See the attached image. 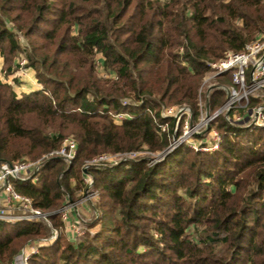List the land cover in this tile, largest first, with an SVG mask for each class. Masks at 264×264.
<instances>
[{
	"label": "trees",
	"instance_id": "obj_1",
	"mask_svg": "<svg viewBox=\"0 0 264 264\" xmlns=\"http://www.w3.org/2000/svg\"><path fill=\"white\" fill-rule=\"evenodd\" d=\"M262 31L264 0H0L5 69L14 72L24 52L43 86L20 96L0 79V160L38 157L72 134V163L53 157L39 181L15 182L36 207L57 209L72 181L80 186L87 159L165 149L159 124L173 120L161 109L185 103L198 115L208 63ZM99 53L117 78L100 76ZM121 112L131 118L117 123L111 113ZM212 127L222 134L215 151L183 144L153 165L141 155L89 166L101 190L100 231L71 240L53 214L60 235L31 264H264V128L225 116ZM47 230L0 221V264Z\"/></svg>",
	"mask_w": 264,
	"mask_h": 264
},
{
	"label": "built area",
	"instance_id": "obj_2",
	"mask_svg": "<svg viewBox=\"0 0 264 264\" xmlns=\"http://www.w3.org/2000/svg\"><path fill=\"white\" fill-rule=\"evenodd\" d=\"M19 34L17 32L18 38ZM103 59L104 57L100 56L97 64L102 66ZM15 63L19 66L17 73L23 77L27 76L28 59L24 52L18 55ZM208 66L209 70L199 88V114L195 115L193 109L185 103L164 106L160 111L161 116L173 120L172 126L169 122L159 124L161 132L169 136V145L165 149L157 152H151L148 149L104 152L87 159L82 177L88 188L84 197L78 201H74L70 195L66 194L61 207L42 210L34 205L32 197L20 192L15 185L16 181H39L40 167L47 159L59 157L72 163L78 150L77 140L73 136L65 137L60 147L36 160H0V221L11 223L42 221L48 224V230H50L49 236L29 242L9 264H31L32 256L38 254L41 247L51 244L58 238V229L50 224V217L53 214L60 215L66 225L69 239L76 240L85 233L81 219V213H84L83 205L98 195V191L94 189V178L87 172L89 166L117 164L141 155H153L148 156L149 165H153L183 144L195 150L215 151L220 147L222 134L216 127H212V123L217 121L221 114H225L227 121L233 125L264 128V31L259 32L239 51L228 48L222 57L210 61ZM0 73L3 81L13 83L10 79L12 75H7L3 67L2 56H0ZM102 75L117 78L116 74L105 70H102ZM226 76L229 81L218 85L216 80ZM215 90L224 91V97L227 95V98L218 110L212 112L210 105ZM126 103L125 100L124 104ZM111 114L117 123L131 118L124 112ZM207 133L211 136L208 144L205 140L199 143L194 141V138L206 137Z\"/></svg>",
	"mask_w": 264,
	"mask_h": 264
},
{
	"label": "rangeland",
	"instance_id": "obj_3",
	"mask_svg": "<svg viewBox=\"0 0 264 264\" xmlns=\"http://www.w3.org/2000/svg\"><path fill=\"white\" fill-rule=\"evenodd\" d=\"M11 22V21H10ZM9 22V23H10ZM20 34H19V40L22 42V44L23 45H27V47H28V45H29V43H28V39L24 36V34H22L21 32H19ZM19 55V54H18ZM18 55L17 56H15V58H14V60L16 61V58L18 57ZM100 56H102V54H97V57L99 58ZM97 58V59H98ZM16 64V63H15ZM17 66H18V64H16ZM15 67V70H14V72H12V73H9V72H7V75H12L13 77H14V75H17L16 77H12L11 76V80L13 81V83H12V85L15 87V89H16V91H17V93L21 96L22 94H24L25 92H28L31 88H40V89H42L43 88V86H42V84H40L39 83V81H38V79H37V77H36V75H35V71L32 69V68H30V67H27L28 68V75L27 76H25L24 75V77L22 76V75H20V73L18 74L17 72L19 71L18 69V67ZM3 67H4V69H5V66H4V58H3ZM97 69H98V71H99V74H100V76L101 77H104V75H102V70H103V67L102 66H100V65H98L97 64ZM6 70V69H5ZM0 76H2V74L0 73ZM25 77L26 78H28V80L27 79H25ZM1 79V78H0ZM1 80H3V79H1ZM229 80H228V76H226V77H220V78H218L217 80H216V82H217V84L218 85H221L222 83H226V82H228ZM217 91H220V90H215V92H217ZM214 92V93H215ZM221 92H222V94H221V96H222V98H221V100H220V105H218L217 107H215V108H213L211 105H210V107H211V111L212 112H214V111H216V110H218L221 106H222V104L224 103V101L226 100V96L224 97V95H225V92L224 91H222L221 90ZM212 99V98H211ZM126 100V99H125ZM176 103H173V104H170V105H175ZM169 106V105H168ZM220 116H225V114H221ZM219 119V118H218ZM215 123V122H214ZM213 124V123H212ZM204 129H206V128H204ZM202 135V134H201ZM206 135V137H204V138H194V141H196V142H202V140L204 141H206V144H208L207 142L208 141H210L211 140V136H210V134L209 133H207V134H205ZM69 136H73L72 134H70ZM74 137V136H73ZM45 154V153H44ZM44 154H42V155H39L38 157H31V156H23L22 158H20L19 160H21V159H32V160H36V159H39L40 157H42ZM142 156H146V157H148V156H153V155H142ZM155 157V156H154ZM84 166H85V164H84ZM88 169V168H87ZM94 178V177H93ZM72 186H73V188H75V190H74V193H72V194H68V195H70L71 197H72V199L74 200V201H78L79 199H81L82 197H84V195H85V192L87 191V188H88V186L84 183V180H83V177L81 176V180H80V186H79V184H78V187H77V183H76V180H73L72 181ZM94 189L96 190V191H98V195H97V197H95L92 201H88V202H85V205H83V211H84V213L82 212L81 213V219H82V223H83V227L85 228V233L81 236V237H83V236H85V235H87L88 233H90V234H94V233H96V232H98V231H100V229H101V227H102V225H101V220H100V218H101V216H102V209L100 208V206H99V202H100V200H101V190H100V188H98L97 186H96V184H95V180H94ZM42 222V221H41ZM63 222V221H62ZM6 223H9V224H16V223H11V222H6ZM44 223V222H43ZM44 224H46V223H44ZM50 224H51V222H50ZM48 225V224H47ZM46 225V226H47ZM51 226H52V224H51ZM48 227V226H47ZM62 232L68 237L69 236V234L67 235V229H66V225L64 224V222H63V226H62ZM49 233H50V230H47V233H45V235H42V236H38V237H31V238H29V239H27L26 241H25V243L23 244V246L21 247V249H20V251H18L10 260H8V262H7V264H9L10 263V261L17 255V254H19L20 252H21V250L29 243V242H31V241H34L35 239H41V238H44V237H47V236H49ZM59 235H60V233H59ZM59 237V236H58ZM58 239V238H57ZM56 239V240H57ZM55 240V241H56ZM54 241V242H55ZM54 242H52L51 244H49V245H45V246H43V247H41V248H44V247H49V246H51L52 244H54ZM41 248H40V251H41Z\"/></svg>",
	"mask_w": 264,
	"mask_h": 264
},
{
	"label": "crops",
	"instance_id": "obj_4",
	"mask_svg": "<svg viewBox=\"0 0 264 264\" xmlns=\"http://www.w3.org/2000/svg\"><path fill=\"white\" fill-rule=\"evenodd\" d=\"M25 79H27V80H28V78H26V77H25ZM34 89H37V88H31L30 90H34ZM30 90H29V91H30Z\"/></svg>",
	"mask_w": 264,
	"mask_h": 264
}]
</instances>
